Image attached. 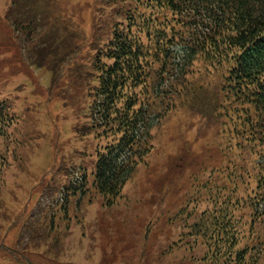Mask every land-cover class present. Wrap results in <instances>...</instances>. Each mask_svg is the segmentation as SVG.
I'll use <instances>...</instances> for the list:
<instances>
[{
    "label": "rangeland",
    "instance_id": "rangeland-1",
    "mask_svg": "<svg viewBox=\"0 0 264 264\" xmlns=\"http://www.w3.org/2000/svg\"><path fill=\"white\" fill-rule=\"evenodd\" d=\"M20 3L11 7V0H0V100L13 116L9 138L0 147V264H209L222 247L192 236L188 226L207 208L201 166L220 160L228 142L222 135L228 118L218 113L219 73L195 72L205 83L202 90L184 100L176 97L156 122L153 150L114 205L107 206L91 188L79 204L78 196L72 198L65 212L66 195L58 191L95 158L98 139L79 137L75 127L89 124L91 63L110 38L112 22L121 17V2L42 0L28 9L52 16V30L61 38V30L69 31L68 42L76 41L72 32L84 37L83 44L65 50H72L68 58L65 43L60 45V67L53 72L41 65L47 46H28L27 36L13 24L17 16L6 18L11 8L14 14L25 9ZM50 35L45 28L32 36L47 44ZM223 183L218 176L219 188ZM55 210L60 211L51 223L47 213ZM240 214L250 216V211ZM252 221L264 237V214ZM255 262L264 264V258Z\"/></svg>",
    "mask_w": 264,
    "mask_h": 264
},
{
    "label": "trees",
    "instance_id": "trees-1",
    "mask_svg": "<svg viewBox=\"0 0 264 264\" xmlns=\"http://www.w3.org/2000/svg\"><path fill=\"white\" fill-rule=\"evenodd\" d=\"M41 2L21 0L24 10L14 14L11 8L5 15L17 16L13 24L27 36L28 46H47L41 65L47 63L53 72L60 67V45L65 43L63 56L68 58L72 50H65L85 40L72 32L76 41L68 42L69 31L61 30V38L52 30V16L28 11ZM117 2L121 17L112 22L110 38L91 63L95 83L89 89L85 84L94 98L89 124L75 127L79 137L98 139L95 158L90 168L87 162L80 167L76 181L58 191L65 197L67 190L64 211L71 208L72 198L78 196L79 204L91 188L107 206L114 205L146 163L154 148L152 131L173 100L199 94L205 83L195 79L197 70L218 72L223 94L222 99L217 96V103L222 101L218 113L228 118L222 128L228 142L220 160L201 166L200 173L207 175L201 181L208 192L207 208L188 229L206 244L222 247L207 259L209 264H257L264 258L263 232L252 221L264 214V0H113ZM17 4L19 0H11V7ZM45 28L51 34L47 44L32 36ZM200 64L204 67L196 69ZM12 118L1 102L0 147L9 138ZM218 176L224 179L220 188ZM60 210L48 211L51 223ZM245 210L250 216L240 214Z\"/></svg>",
    "mask_w": 264,
    "mask_h": 264
}]
</instances>
